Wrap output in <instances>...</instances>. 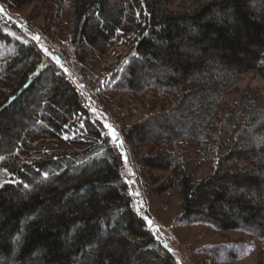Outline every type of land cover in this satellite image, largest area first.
<instances>
[{
    "label": "trees",
    "instance_id": "16d2710c",
    "mask_svg": "<svg viewBox=\"0 0 264 264\" xmlns=\"http://www.w3.org/2000/svg\"><path fill=\"white\" fill-rule=\"evenodd\" d=\"M2 1L10 11L35 0ZM34 14L43 29L57 23L82 66L135 35L112 89L149 93L160 109L122 129L117 147L71 77L0 14V43L12 49L0 63V168L10 179L0 185V264H176L135 210L123 146L146 148L138 161L169 173L153 192L178 198V224L244 233L264 257V94L225 98L247 74L264 81V0H50ZM203 164L209 174L194 178ZM218 248L212 259L240 258Z\"/></svg>",
    "mask_w": 264,
    "mask_h": 264
},
{
    "label": "rangeland",
    "instance_id": "374dc122",
    "mask_svg": "<svg viewBox=\"0 0 264 264\" xmlns=\"http://www.w3.org/2000/svg\"><path fill=\"white\" fill-rule=\"evenodd\" d=\"M43 1L50 0H35L23 8L8 11L0 0V8H3L0 14L31 32L30 36L38 43L40 49L71 77L93 117L104 127L105 124L111 125L118 137L115 143L121 142L122 129L138 121L146 113L160 109V105L151 99L149 93L135 96L125 92L116 93L112 89L116 75L121 72L127 58L133 53L135 35L116 38L109 49L103 53L95 52L86 66H82L73 49L67 48L66 52L63 51L64 42L59 36L60 28L56 26L57 23H51V27L43 29V16L34 14V8ZM182 8L181 2L169 6L170 10L176 11ZM11 54V47L0 43V63ZM247 87L255 88L264 94V81L258 76L247 74L225 93L226 100L229 103L236 101L240 92ZM106 129L109 131V128ZM59 147L61 150L67 149L65 145ZM146 151L144 148L139 153L132 154L123 146L122 174L132 195L135 210L144 218L160 242L168 246L166 248L173 253L176 264H264L262 246L244 233L218 231L206 224H178L175 220L178 198L153 192L169 173L143 166L138 157L141 152ZM210 170V165L203 164L195 171L194 178L200 179L209 174ZM8 181L9 175L0 168V185ZM220 245L237 250L240 258L225 263L220 262L218 255L217 259H212L207 250L213 246H218L220 250Z\"/></svg>",
    "mask_w": 264,
    "mask_h": 264
},
{
    "label": "snow or ice",
    "instance_id": "6c2138e0",
    "mask_svg": "<svg viewBox=\"0 0 264 264\" xmlns=\"http://www.w3.org/2000/svg\"><path fill=\"white\" fill-rule=\"evenodd\" d=\"M0 12H3V8H0ZM36 39H39V37H36ZM105 127L109 128V134L111 135L112 140H113L114 142L117 141L118 137H117V134H116L115 130L112 129V126H111V125H108V124H105ZM122 143H123L122 141L119 142V143L117 144V147H121V146H122ZM46 175H47V174H45V177H46ZM23 187H24V188H28V185L25 184V185H23ZM146 219H147V218H146ZM148 223H149V225H150V224H151V221L149 220ZM165 247H168V246L165 245Z\"/></svg>",
    "mask_w": 264,
    "mask_h": 264
}]
</instances>
